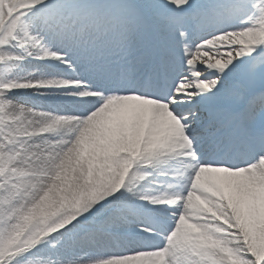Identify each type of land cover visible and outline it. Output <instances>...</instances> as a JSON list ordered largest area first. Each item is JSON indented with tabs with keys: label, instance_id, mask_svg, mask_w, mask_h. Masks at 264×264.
Listing matches in <instances>:
<instances>
[{
	"label": "snow or ice",
	"instance_id": "snow-or-ice-1",
	"mask_svg": "<svg viewBox=\"0 0 264 264\" xmlns=\"http://www.w3.org/2000/svg\"><path fill=\"white\" fill-rule=\"evenodd\" d=\"M0 264H264V0H0Z\"/></svg>",
	"mask_w": 264,
	"mask_h": 264
}]
</instances>
